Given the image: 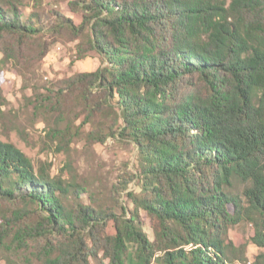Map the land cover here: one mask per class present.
I'll return each mask as SVG.
<instances>
[{
	"label": "trees",
	"instance_id": "obj_1",
	"mask_svg": "<svg viewBox=\"0 0 264 264\" xmlns=\"http://www.w3.org/2000/svg\"><path fill=\"white\" fill-rule=\"evenodd\" d=\"M21 6L0 0V64L26 82L55 43L100 64L35 97L47 137L58 150L76 137L134 146L136 173L94 189L0 141V259L246 263L229 239L239 226L264 249V0H75L78 23ZM6 104L0 89V115Z\"/></svg>",
	"mask_w": 264,
	"mask_h": 264
},
{
	"label": "rangeland",
	"instance_id": "obj_2",
	"mask_svg": "<svg viewBox=\"0 0 264 264\" xmlns=\"http://www.w3.org/2000/svg\"><path fill=\"white\" fill-rule=\"evenodd\" d=\"M22 4L21 13L27 17L31 11L47 13L51 9L58 10L66 17L79 22V17L69 10V3L75 0H19ZM75 43H55L48 55L35 65L33 74L28 75L26 82L11 69V65L0 64V89L7 104L1 108L0 141L9 142L21 150L31 161L38 165H51V175L60 171L65 178L71 176L79 181H91L94 189L104 185H112L127 173L135 174L136 150L114 139H107L102 144L90 146L76 137L69 149L58 150L57 140L48 138L50 125L43 120V108L35 104L36 96L45 91L50 83L68 78L76 73L93 72L99 66V60L93 52L84 60L75 59ZM1 59V54H0ZM33 75V76H32ZM33 103V104H32ZM73 117V116H72ZM83 116H78L75 125H81ZM50 120V117H49ZM88 130L87 127L83 131ZM138 183L133 180L121 195V202L128 209L132 206L124 195L127 192H138ZM145 230L150 238L152 232L149 221L144 217ZM250 226H239L229 231V239L236 246H246V263L251 264L254 256L264 253L250 244L252 236ZM0 264H11L0 259Z\"/></svg>",
	"mask_w": 264,
	"mask_h": 264
}]
</instances>
